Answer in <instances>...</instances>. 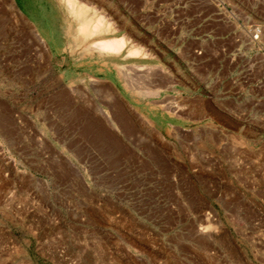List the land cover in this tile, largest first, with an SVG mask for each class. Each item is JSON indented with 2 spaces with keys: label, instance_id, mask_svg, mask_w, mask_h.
I'll return each instance as SVG.
<instances>
[{
  "label": "rangeland",
  "instance_id": "374dc122",
  "mask_svg": "<svg viewBox=\"0 0 264 264\" xmlns=\"http://www.w3.org/2000/svg\"><path fill=\"white\" fill-rule=\"evenodd\" d=\"M47 1L68 10L0 0V264H264V0H72L104 18L86 43L69 13L48 23ZM188 17L205 25L200 77L174 45L197 37ZM118 37L149 55L131 58L144 69L130 85L161 91L125 120L82 91L111 94L104 71L135 61L95 55L93 84L76 72ZM174 61L206 104L184 127L166 124L174 103L152 81Z\"/></svg>",
  "mask_w": 264,
  "mask_h": 264
},
{
  "label": "crops",
  "instance_id": "0c3cea01",
  "mask_svg": "<svg viewBox=\"0 0 264 264\" xmlns=\"http://www.w3.org/2000/svg\"><path fill=\"white\" fill-rule=\"evenodd\" d=\"M49 4H50V1H47V5L44 7V11H43L44 13L51 12V6ZM55 6L58 12L56 16L60 15L62 24L67 23V18L71 19L68 15H67L68 17L65 16L66 14L69 13V11L68 10L65 11V8L63 7L62 4H61L62 9H60V7L57 6L56 4ZM88 7L92 8L90 6ZM189 18L190 17H188V19ZM190 21H191V18L189 19L188 22L184 20L183 26L187 25L189 27H192V29L194 30H199L197 37L187 38L185 37V34H182V37H178V38L173 37L174 40H176L174 45L180 46V48L176 51V54H179V52L181 51L183 52V55H188V57L191 60L192 58L194 59L193 61L194 67L192 68L194 70H198L199 77H200L201 68L203 72L206 71L205 65L203 66V64L205 63V58H202V53H201V47L206 42L204 39L206 36V32L205 30L204 31L202 30L203 32L201 33V30H200L201 28L202 29L205 28V25H202L201 22L192 24L190 23ZM168 26L167 28L169 29ZM55 27L56 29L58 28L57 25H55ZM170 29H174V27L172 26L170 27ZM189 40L197 42L199 48L197 49L196 47H193V48L188 47ZM87 58H88L87 63L91 65L90 66L87 65L85 69L81 72V75L79 74V69H76V72H78L77 73L78 77H84V78L89 79V78L95 77V74H93L94 71H92V68L95 67V59H94L95 56L94 55L90 56L88 54ZM131 60L135 62H131L130 64H127L126 62H124V65L122 66L120 73L116 71L115 68L110 69L111 67H109V69L104 71L102 75L103 81L106 82L107 84L110 83L108 84L107 88L111 94H107L106 92H103V91L100 92V90L95 89L94 87L92 88V85L83 86V88H85L89 92V94L92 97H94L95 100H97L103 107H107V109L114 107L113 109L112 108L111 109L118 110V117L122 118L123 120H125V117L127 115L126 111L128 110L137 111L139 109H143L142 103L145 100L155 102L157 97L160 96V92H161V91L158 92L157 90H154L156 95L155 93H153L152 96L144 97V92L142 88H139L137 86L138 85L137 81H136L135 87L131 86L132 84L130 82V79H136V78L139 79L141 77L140 71L138 72L139 70L137 68L138 65L136 64V60L138 59H131ZM78 61L79 59L77 60V62ZM175 62L176 61H174L173 66L175 67L173 69H171L170 67H166L165 69L164 67L163 68L159 67L157 72H154V75H153L154 78H152V81H155L156 79L159 80L160 87H156V88L158 90L159 89L161 90V88L164 89L165 90L164 92H166L164 96L168 97L169 100L171 99L170 101L174 103L172 111H170L171 113H169L171 117L170 119H168V122L166 124L171 125V126H183L184 127L192 123V115H195L196 112H198V116H200L202 113L203 119H206V104L203 102L202 105L200 104L198 105V107H196V104L194 103L196 101L193 102L192 100V90L189 87H187L189 84H186V81L185 82L180 81V78L182 79L185 78L186 77L185 75L188 72L192 71V69L188 68L189 65L188 66L184 65L183 68L181 67L178 68L176 67ZM113 71H115V73H113ZM113 89L116 90L117 96H115L116 94H114ZM115 98H118L120 101L118 99L115 100ZM115 103H119L120 106H116L117 108L115 106H111V104H115ZM108 104L109 106H107ZM175 112L179 113V115L175 116L174 115ZM164 113L166 114L165 111ZM147 117L155 126L158 125L159 122L156 121L153 117H150V116H147ZM115 124L120 128V130L123 133L128 132L127 131L128 126H126L127 125L126 122H116ZM111 136L112 135L109 134V138H112Z\"/></svg>",
  "mask_w": 264,
  "mask_h": 264
},
{
  "label": "bare ground",
  "instance_id": "6f19581e",
  "mask_svg": "<svg viewBox=\"0 0 264 264\" xmlns=\"http://www.w3.org/2000/svg\"><path fill=\"white\" fill-rule=\"evenodd\" d=\"M67 2V5H68V11H69V15L70 16H72L75 20H76V22L78 23V26H79V30H78V32H79V37L83 40V41H85V43H86V40L88 41V38L90 37V36H96V35H100V34H102V27H103V19L104 18H102V17H100V19L98 18V20L96 19V21H94V19H93V22L92 21H90V20H88V18L86 19V15H85V13H84V9L85 8H81V6H80V9H77V7H76V5H75V3L72 1V0H67L66 1ZM80 2V1H79ZM85 2V1H84ZM84 4V3H83ZM54 5V4H53ZM53 5L50 3V6H51V12H49L48 14H47V21H48V23H53V20H54V17H55V10H56V8H55V10H54V7H53ZM55 6V5H54ZM84 6V5H83ZM87 9V8H86ZM89 10V9H88ZM90 11V10H89ZM57 13V12H56ZM88 13V12H87ZM90 13V12H89ZM93 13H95V12H93ZM92 16H93V14H91ZM88 17V16H87ZM95 17H98V16H95ZM102 18V19H101ZM90 19H91V17H90ZM110 21V20H109ZM107 22V21H106ZM93 23V24H92ZM112 23V22H111ZM105 24V23H104ZM108 25L110 24V23H107ZM77 26V27H78ZM106 26V25H105ZM107 29V28H106ZM105 29V30H106ZM108 29H110V28H108ZM41 31V30H40ZM34 33V32H33ZM52 34H54V33H52ZM128 38V37H127ZM127 38H125V37H118V38H104V39H101V40H99V41H96L95 43H93L92 44V46L91 47H89V49L90 50H92V52H93V55L95 56V55H98V56H100V57H102V58H105V59H119V60H123V61H125V60H129V59H131V58H139V57H144V56H147L146 55V53H145V51L142 49V48H138V47H133V48H128L129 47V45H128V41H127ZM32 40V39H31ZM53 40V39H52ZM40 41V40H39ZM44 41V40H43ZM43 41H42V43H43ZM50 41V40H49ZM55 41V40H54ZM90 41V40H89ZM92 41H94V40H92ZM91 42V41H90ZM134 44V43H133ZM44 45H46V44H44ZM47 46V45H46ZM84 46V45H83ZM90 46V45H89ZM65 50V49H64ZM149 56V55H148ZM147 56V57H148ZM47 59V58H46ZM120 62V61H119ZM126 62V61H125ZM139 70H138V72L139 71H142L143 69H144V67H142V66H138L137 67ZM107 70V69H106ZM152 76V75H151ZM87 79V78H86ZM137 79V78H136ZM135 79V80H136ZM166 79V78H165ZM139 80V79H138ZM163 80V79H162ZM167 80V79H166ZM170 80V79H169ZM89 81L93 84V81L94 80H90V78H89ZM94 82H96V81H94ZM155 82H156V80H155ZM158 82V81H157ZM162 82V81H161ZM100 83V82H99ZM71 84V83H70ZM79 84H81V83H79ZM95 84V83H94ZM97 84V83H96ZM108 84H110V83H108ZM93 87H95V86H93ZM92 87V88H93ZM76 88V86H73V85H70L69 86V92H70V94H72L73 96H74V94H77V90L75 89ZM144 88V87H143ZM77 89H79V88H77ZM80 89H82V88H80ZM79 89V90H80ZM115 89V88H114ZM85 90V89H84ZM82 92H84V91H82ZM86 92H88V91H86ZM98 92V91H97ZM101 92V91H100ZM104 92V91H103ZM80 93V92H79ZM89 93V92H88ZM92 94V93H91ZM100 94V93H99ZM81 95H83V94H81ZM88 95V94H87ZM101 95V94H100ZM76 96V95H75ZM79 96V95H78ZM78 96H76V97H78ZM86 96V95H85ZM89 96V95H88ZM115 96H117V94L115 95ZM152 96V95H151ZM70 98H71V96H70ZM88 98V97H87ZM63 99V98H62ZM85 99V98H84ZM83 99V100H84ZM118 98H115V100H117ZM60 100V99H59ZM59 100H57V101H59ZM72 100V99H71ZM80 100H82V99H80ZM79 100V101H80ZM102 100H104V99H102ZM112 100V99H111ZM114 100V101H115ZM119 100V99H118ZM120 101V100H119ZM71 102V101H70ZM78 102V101H77ZM92 102V101H91ZM108 102V101H107ZM112 102V101H111ZM81 103V102H80ZM92 104V103H91ZM117 105V104H116ZM97 106V105H96ZM107 106H109V105H107ZM116 107V106H115ZM130 107V106H129ZM112 109H113V107H111ZM117 108V107H116ZM165 110L168 108L169 109V104H165V106L163 107ZM85 109V108H84ZM110 109V108H109ZM73 110V109H72ZM99 113L104 117V118H107V119H110V117L112 116L113 117V115H109L108 113H107V111L105 110H103V109H100L99 108ZM110 111V110H109ZM114 111V110H113ZM171 111V110H170ZM118 113V112H117ZM116 113V114H117ZM137 114V113H136ZM74 115V114H73ZM69 117V116H68ZM77 117V116H76ZM111 117V118H112ZM141 117H142V120H143V122L144 123H147V124H152V122L150 121V120H148L145 116L143 117L142 115H141ZM113 119V118H112ZM115 119V118H114ZM122 119V118H121ZM120 119V120H121ZM141 120V121H142ZM28 121V120H27ZM63 121V120H62ZM129 121V120H128ZM53 122V121H52ZM152 131V130H151ZM157 132V131H156ZM166 136V135H165Z\"/></svg>",
  "mask_w": 264,
  "mask_h": 264
}]
</instances>
